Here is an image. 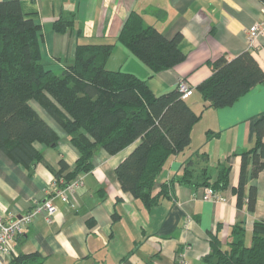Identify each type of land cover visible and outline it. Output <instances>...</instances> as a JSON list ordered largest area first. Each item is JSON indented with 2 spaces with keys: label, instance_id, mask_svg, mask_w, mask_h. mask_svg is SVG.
Here are the masks:
<instances>
[{
  "label": "crops",
  "instance_id": "1",
  "mask_svg": "<svg viewBox=\"0 0 264 264\" xmlns=\"http://www.w3.org/2000/svg\"><path fill=\"white\" fill-rule=\"evenodd\" d=\"M23 12L40 24L43 62L55 69L73 62L79 43H114L107 62L109 69L131 72L147 81L156 94L165 93L187 80L193 87L187 98L201 114L192 129V142L185 153L170 158L158 186L180 178L183 164L196 150L208 153L212 179L220 162L230 157L229 185L218 191L220 199L203 198L206 186L175 182L168 196L148 209L122 189L115 169L139 143L117 154L99 149L92 171L83 173L81 183L64 202L54 197L63 187L58 176L61 161L74 169L77 147L66 130L36 101L32 105L59 135L56 145L35 141L42 159L25 165L0 149V212L7 221L54 197L58 212L48 221L37 214L22 234L11 242L12 252L0 250V264H12L16 254H38L42 264H211L204 260L210 251L209 235L218 232L227 240L231 227L240 223L251 240L254 222L264 220V169L248 184L257 188L254 211L237 205L234 188L239 183L241 152L256 141V120L264 113V82L226 107L204 109L198 85L212 74L211 61L232 58L251 51L264 70V35L252 47L248 30L260 19L262 0H20ZM132 11L142 14L146 25L158 27L168 38L183 34L180 49L185 59L175 66L154 72L118 36ZM75 14L73 29L57 32L53 23L63 14ZM81 31V33H79ZM76 179V178H75ZM73 179V180H75ZM72 180V181H73ZM71 181V182H72ZM248 192V189H247ZM117 216V217H116ZM189 217L188 228L184 227Z\"/></svg>",
  "mask_w": 264,
  "mask_h": 264
},
{
  "label": "trees",
  "instance_id": "2",
  "mask_svg": "<svg viewBox=\"0 0 264 264\" xmlns=\"http://www.w3.org/2000/svg\"><path fill=\"white\" fill-rule=\"evenodd\" d=\"M264 2V0H262ZM75 14H63L53 23L57 32L73 29ZM81 33V31H79ZM40 24L23 12L20 0H0V149L15 162L30 165L42 159L34 142L56 145L59 135L32 105L38 102L66 130L79 157L73 170L62 160L58 176L63 186L92 171L99 149L117 154L139 141L115 169L124 191L151 209L168 196L178 181L190 186L224 190L229 185L230 157L220 162L212 179L208 153L196 150L183 164L180 178L160 184L171 157L185 153L192 142V129L200 119L178 87L156 94L147 81L134 73L109 69L114 43H79L73 62L56 71L42 59ZM183 34L168 38L156 26L146 25L142 14L132 11L118 41L146 62L154 72L185 59L180 49ZM212 74L197 87L204 109L232 105L264 82V70L251 51L235 57L221 56L210 62ZM239 183L234 188L237 205L254 211L257 188L248 184L264 169V113L256 120V141L241 152ZM248 189V192H247ZM117 217V216H116ZM209 235L211 264H264V220L254 222L251 240L236 223L226 242L220 231ZM12 264H42L38 254H16Z\"/></svg>",
  "mask_w": 264,
  "mask_h": 264
},
{
  "label": "built area",
  "instance_id": "3",
  "mask_svg": "<svg viewBox=\"0 0 264 264\" xmlns=\"http://www.w3.org/2000/svg\"><path fill=\"white\" fill-rule=\"evenodd\" d=\"M260 15V19L248 30V45L250 47L254 46L258 38L264 35V6L260 9ZM177 87L183 98H188L193 92V87L187 80H180ZM80 183V178H76L58 190L54 197H59L64 202L68 201L69 195L75 192ZM54 197L47 198L41 205L36 206L31 211L22 214L20 217L12 221H7L5 216L0 212V250L2 252L7 255L12 252L11 242L24 232L25 227L34 220V217L37 214L44 212L47 220L52 221L53 217L58 212V206L53 200ZM220 197L219 192L211 187L205 188L203 195L204 199L218 200ZM189 220L190 218L187 217L184 223L185 228H188Z\"/></svg>",
  "mask_w": 264,
  "mask_h": 264
},
{
  "label": "rangeland",
  "instance_id": "4",
  "mask_svg": "<svg viewBox=\"0 0 264 264\" xmlns=\"http://www.w3.org/2000/svg\"><path fill=\"white\" fill-rule=\"evenodd\" d=\"M56 71H60V70H56ZM213 165H210V170L213 171Z\"/></svg>",
  "mask_w": 264,
  "mask_h": 264
}]
</instances>
